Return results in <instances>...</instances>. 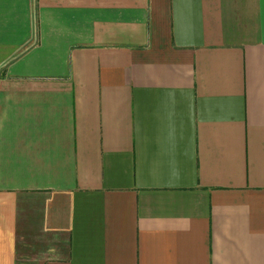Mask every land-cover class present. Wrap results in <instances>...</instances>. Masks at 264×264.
I'll list each match as a JSON object with an SVG mask.
<instances>
[{
    "label": "crops",
    "instance_id": "1",
    "mask_svg": "<svg viewBox=\"0 0 264 264\" xmlns=\"http://www.w3.org/2000/svg\"><path fill=\"white\" fill-rule=\"evenodd\" d=\"M0 264H264V0H0Z\"/></svg>",
    "mask_w": 264,
    "mask_h": 264
},
{
    "label": "rangeland",
    "instance_id": "2",
    "mask_svg": "<svg viewBox=\"0 0 264 264\" xmlns=\"http://www.w3.org/2000/svg\"><path fill=\"white\" fill-rule=\"evenodd\" d=\"M42 249H41V246L40 245H37V247H36V250H30V252L31 253H33L34 255H36V256H40L42 253H43V251H41Z\"/></svg>",
    "mask_w": 264,
    "mask_h": 264
}]
</instances>
